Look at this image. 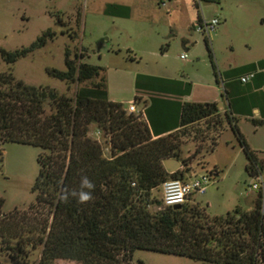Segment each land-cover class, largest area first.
Masks as SVG:
<instances>
[{"label":"trees","instance_id":"16d2710c","mask_svg":"<svg viewBox=\"0 0 264 264\" xmlns=\"http://www.w3.org/2000/svg\"><path fill=\"white\" fill-rule=\"evenodd\" d=\"M200 21L199 14L196 23ZM53 34L47 30L21 49L0 48V56L13 64ZM205 42L215 68L210 41ZM85 56L66 48L65 70L47 68L63 81L65 91L25 83L10 70L0 72V162L4 143L41 148L34 201L25 209L4 212L0 195V264H135L136 249L216 264L264 262L261 193L251 210L236 206L223 216H211L188 200L173 208L153 193L168 179L185 180L187 140L199 143L195 154L212 152L228 126L247 158L246 172L264 174V159L247 143L240 118L216 101L185 100L178 127L154 138L141 111L130 112L123 102L109 98L105 68ZM251 121L256 127L264 124V119ZM93 126L101 138L91 135ZM166 158L178 159L182 168L169 172ZM209 173L219 175L216 167ZM82 176L94 184L91 198L83 203L71 195L80 190Z\"/></svg>","mask_w":264,"mask_h":264},{"label":"rangeland","instance_id":"374dc122","mask_svg":"<svg viewBox=\"0 0 264 264\" xmlns=\"http://www.w3.org/2000/svg\"><path fill=\"white\" fill-rule=\"evenodd\" d=\"M107 1L116 0H0V48L21 49L47 30L54 33L47 36L44 45L13 64L0 56V72L10 70L25 83L65 91L63 81L50 76L47 68L65 70V50L69 48L73 53L86 54V61L103 66L110 78L112 97L128 101L133 97L134 74L153 66L167 67L185 77H211L206 38L217 67L231 58L237 59L246 40L253 45L263 40L264 44V0H199L205 18L218 7L220 23L209 36L188 24L196 12L195 0H132L131 8L121 17L111 16L112 6L108 12L103 11ZM185 37L191 42L187 47L183 45ZM182 53L187 58L183 59ZM251 53L256 57L259 50ZM124 104L128 108L129 103ZM238 127L251 149L264 159V124L256 127L251 118L239 119ZM91 135L101 138L92 131ZM198 144L189 139L183 146L182 156L189 158L185 179L206 174L209 182L204 193L193 192L188 202L205 207L211 216H223L236 206L250 210L259 192L250 189L255 176L245 170L247 158L232 129L228 126L223 131L212 152L203 149L195 154ZM202 144L206 146L205 142ZM40 152L39 146L27 143L2 145L0 195L4 198V212L15 207L25 209L34 201L32 188L39 171ZM214 167L219 171L216 177L209 173ZM153 193L162 198L161 187ZM157 207L154 205L153 209ZM133 260L135 264H216L146 249H136ZM53 264L75 263L56 260Z\"/></svg>","mask_w":264,"mask_h":264},{"label":"crops","instance_id":"0c3cea01","mask_svg":"<svg viewBox=\"0 0 264 264\" xmlns=\"http://www.w3.org/2000/svg\"><path fill=\"white\" fill-rule=\"evenodd\" d=\"M196 3V12L194 15L191 14L188 23L192 28L193 25H196L199 14L201 19L205 17L199 0ZM110 4H116L112 8L111 16L121 17L125 16V13L131 8L132 0L107 1L103 7L104 12H106L107 8L110 9L108 7ZM217 10L218 7L215 6L213 14L208 18L218 16ZM219 17L221 18L220 15ZM189 43H191L190 40L185 37L183 40L184 47H187ZM263 48V40L254 45L246 40L244 42V51L238 52L237 59L231 58L227 62L222 63L221 66L217 67L215 65V68L212 65L213 74L211 77L202 75L185 77L162 66H153L147 71H137L133 77V97L128 99V101L112 97L110 78L107 74L108 96L111 100L123 103H130L137 96L139 100L135 102V106L138 111L142 112V116L148 123L154 138L178 127L181 106L185 100L222 102L223 108L225 107L232 111L240 119H264ZM253 50H259L256 57H253V53H251ZM248 73H253V76L243 82L241 76ZM145 86L150 88L151 91L145 89ZM92 132L98 133L94 126ZM194 176L196 174L185 180H190ZM252 202L254 207L255 200Z\"/></svg>","mask_w":264,"mask_h":264},{"label":"built area","instance_id":"2783aa9c","mask_svg":"<svg viewBox=\"0 0 264 264\" xmlns=\"http://www.w3.org/2000/svg\"><path fill=\"white\" fill-rule=\"evenodd\" d=\"M162 3H165L161 0ZM220 20L217 16L211 18H202L200 22L196 23L194 29L203 33L205 36H209L219 25ZM182 58L187 57L185 53L181 54ZM253 76V73H248L241 76L243 82L249 80ZM128 111H136L135 101H131L128 105ZM209 182V176L206 174L196 175L190 180H184L180 178L168 179L162 183V201L164 205H173L177 203H183L188 200L189 195L193 192L204 193L206 186ZM250 189H256L263 196L264 202V174L259 173L255 176L254 181L250 185Z\"/></svg>","mask_w":264,"mask_h":264},{"label":"clouds","instance_id":"9594fccd","mask_svg":"<svg viewBox=\"0 0 264 264\" xmlns=\"http://www.w3.org/2000/svg\"><path fill=\"white\" fill-rule=\"evenodd\" d=\"M93 188L94 184L86 176H82L80 179V190L78 192L75 190L72 191L71 195L77 197L79 202L83 203L91 198V190ZM61 199H66V197L62 196Z\"/></svg>","mask_w":264,"mask_h":264},{"label":"water","instance_id":"95a60500","mask_svg":"<svg viewBox=\"0 0 264 264\" xmlns=\"http://www.w3.org/2000/svg\"><path fill=\"white\" fill-rule=\"evenodd\" d=\"M218 106L222 107L223 103L219 102ZM163 163H164L165 168L169 172H174V171H176L177 169H179L182 166L181 161H179L176 158H166V159L163 160ZM172 206H173V208H179V207H181V204L177 203V204H173Z\"/></svg>","mask_w":264,"mask_h":264}]
</instances>
